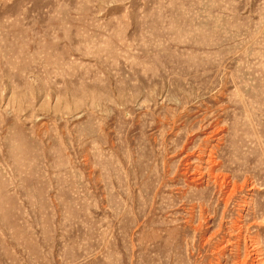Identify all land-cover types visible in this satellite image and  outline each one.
Here are the masks:
<instances>
[{"label":"rangeland","instance_id":"374dc122","mask_svg":"<svg viewBox=\"0 0 264 264\" xmlns=\"http://www.w3.org/2000/svg\"><path fill=\"white\" fill-rule=\"evenodd\" d=\"M243 260L264 264V0H0V264Z\"/></svg>","mask_w":264,"mask_h":264},{"label":"bare ground","instance_id":"6f19581e","mask_svg":"<svg viewBox=\"0 0 264 264\" xmlns=\"http://www.w3.org/2000/svg\"><path fill=\"white\" fill-rule=\"evenodd\" d=\"M216 132H218V131H216L215 129H213L212 130V132H210V134L207 136V137H205V139L207 140L208 138H210L211 136H213V135H215L216 134ZM187 158V157H186ZM185 158V159H186ZM188 159V158H187ZM210 162V161H209ZM190 163V162H189ZM188 163V164H189ZM187 168V167H186ZM185 168V169H186ZM187 171V170H186ZM186 173V172H185ZM209 174H211L210 172H209V169H206V171H202V169L201 168H199V167H194V168H192V172L190 173V177H189V181H190V183H192V184H195V185H201L202 183H206V179L205 178H207V176L209 175ZM218 177V176H217ZM220 179V178H219ZM209 180V179H208ZM219 183V180L217 179V178H214L213 179V185L214 186H217V184ZM219 185V184H218ZM222 185V184H221ZM224 251V250H223ZM220 254V253H219ZM244 262H245V260H243L242 262L240 261V263L239 264H244Z\"/></svg>","mask_w":264,"mask_h":264}]
</instances>
